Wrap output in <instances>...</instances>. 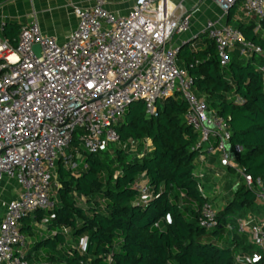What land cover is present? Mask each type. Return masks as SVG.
Returning <instances> with one entry per match:
<instances>
[{"label":"built area","instance_id":"1","mask_svg":"<svg viewBox=\"0 0 264 264\" xmlns=\"http://www.w3.org/2000/svg\"><path fill=\"white\" fill-rule=\"evenodd\" d=\"M132 1L124 16L109 12L106 0L75 7L76 27L63 42L42 34L36 21L21 25L17 38L9 40L3 36L5 23L0 24V186L8 177L20 187L16 197L4 203L0 264H29L23 251L29 238L20 232L21 221L53 208V170L60 159L69 164L67 152L76 134L80 147L89 153L103 151L111 143L137 152L139 142H121L114 129L133 101H142L147 117H156L158 101L181 97L187 104L184 121L197 133L192 148L199 152L197 161L217 155L219 164L232 169L264 203L262 181L254 180L237 163L242 147L230 143L226 121L195 90L187 69L178 65V50L170 46L175 34L188 29L189 15L175 16L169 0ZM212 1L224 12L239 3L244 13L264 22V0ZM203 32L214 42L222 66L235 48L245 58L262 54L235 27L207 21ZM133 188L143 204L152 197L144 175ZM198 189L205 195L202 185ZM217 211L207 199L199 225L215 227ZM47 222L41 220L43 225ZM236 231L247 236L255 249L235 255L234 264H264V218H237ZM63 233L68 234V229L63 228ZM86 242L83 237L75 245L82 254ZM106 260L110 264L111 257Z\"/></svg>","mask_w":264,"mask_h":264},{"label":"trees","instance_id":"2","mask_svg":"<svg viewBox=\"0 0 264 264\" xmlns=\"http://www.w3.org/2000/svg\"><path fill=\"white\" fill-rule=\"evenodd\" d=\"M20 27L6 23L3 36L16 39ZM235 28L262 54L245 58L235 48L222 66L214 42L207 38L202 49L183 45L176 57L186 64L208 107L226 121L230 143L242 147L237 163L264 185V35L252 24ZM157 110L156 117H147L144 103L133 101L114 126L121 142H139L137 152L111 143L103 151L89 153L74 136L67 152L74 166L63 159L56 164L59 201L51 210L32 214L37 221L48 219V233L34 240L31 250L42 245L46 261L62 264H107V256L110 264H234L235 255L255 249L247 236L237 233L236 219L248 214L264 218V205L240 185L217 211L215 227H201L200 210L207 196L198 189L199 152L192 149L197 133L184 121L187 104L177 95L158 101ZM146 139L151 142L149 151L143 148ZM141 175L152 189L144 204L133 188ZM30 228L20 232L30 237ZM63 228L69 233L64 234ZM83 237L87 242L82 254L75 245ZM24 256L33 264L30 253Z\"/></svg>","mask_w":264,"mask_h":264},{"label":"crops","instance_id":"3","mask_svg":"<svg viewBox=\"0 0 264 264\" xmlns=\"http://www.w3.org/2000/svg\"><path fill=\"white\" fill-rule=\"evenodd\" d=\"M93 2L94 0H6L0 3V24L10 23L21 26L36 21L42 34L54 37L58 42H63L77 24L73 9L75 7H90ZM169 2L175 7V16H180L182 13L189 15L188 29L175 34L171 39L170 46L177 50L183 45H188L192 49H202L205 46L204 40L208 38L203 32L207 21H212L217 26L246 27L252 24L255 32L258 30L260 35H264V25L256 17L244 13L239 3L224 12L212 0H169ZM132 5V0H106L105 2V8L115 16L128 14ZM177 62L181 68L187 69L184 62L180 60ZM143 145L144 151L151 149L150 140L143 141ZM54 171L52 174L53 201L58 202L56 193L58 185L55 186L56 171ZM195 172L204 192L207 191L210 198L214 200L217 210H221L231 200L234 191L243 185L232 170L219 164L217 155H206L201 162L196 161ZM19 191L20 187L14 179L3 178L0 186V221L4 213V203L15 198ZM76 197L81 200L80 196ZM260 204L264 205L261 202ZM247 216L254 215L248 214ZM47 224H41V220L37 221L32 214L29 218L21 221L20 228L24 227L27 231L26 227L30 226L33 231L30 237L27 236L29 242L23 251L25 254L30 253L33 264L38 262L62 264L46 261V250L42 245H39L37 250H31L32 242L41 238L42 233H48ZM36 230L39 233H36ZM67 242L70 243V239H67Z\"/></svg>","mask_w":264,"mask_h":264},{"label":"rangeland","instance_id":"4","mask_svg":"<svg viewBox=\"0 0 264 264\" xmlns=\"http://www.w3.org/2000/svg\"><path fill=\"white\" fill-rule=\"evenodd\" d=\"M78 134H76V138L78 139ZM68 157V156H67ZM68 165H70V167L72 166L73 167V165H74V163H73V161L72 160H69V164ZM55 171H56V167H55V169H54ZM53 170V171H54ZM54 171V172H55ZM51 184L53 185V178L51 179ZM58 184H57V181H56V183H55V186H57ZM208 192L206 191V193H205V195L207 196V199H208V201H209V203L211 204V206L213 207V208H216L215 207V202H214V200H212L211 198H210V195H209V193L207 194ZM53 195H54V192H52V199H54V197H53ZM210 198V199H209ZM37 232L36 233H39L38 232V230H36ZM42 233V232H41ZM43 236L44 237H46V234H44L43 233ZM73 247H74V245H72Z\"/></svg>","mask_w":264,"mask_h":264},{"label":"water","instance_id":"5","mask_svg":"<svg viewBox=\"0 0 264 264\" xmlns=\"http://www.w3.org/2000/svg\"><path fill=\"white\" fill-rule=\"evenodd\" d=\"M34 51L36 52V53H38V51H39V49H38V46H34Z\"/></svg>","mask_w":264,"mask_h":264}]
</instances>
